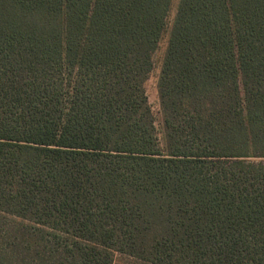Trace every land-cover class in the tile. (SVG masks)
<instances>
[{
    "label": "trees",
    "instance_id": "trees-1",
    "mask_svg": "<svg viewBox=\"0 0 264 264\" xmlns=\"http://www.w3.org/2000/svg\"><path fill=\"white\" fill-rule=\"evenodd\" d=\"M0 0V264H264V0Z\"/></svg>",
    "mask_w": 264,
    "mask_h": 264
},
{
    "label": "rangeland",
    "instance_id": "rangeland-1",
    "mask_svg": "<svg viewBox=\"0 0 264 264\" xmlns=\"http://www.w3.org/2000/svg\"><path fill=\"white\" fill-rule=\"evenodd\" d=\"M179 1L180 0H172V4H171L169 16H168L167 28L163 34L161 43L159 45V49L154 55V69H153V72L150 78L145 84L149 102L152 106L153 113L156 119V125L160 133L162 130V113H161L160 99H159V93H158V81H159V76L161 72L164 54H165L166 47L168 44L170 29L173 25V22H174L176 13H177ZM115 264H148V263L144 262L143 260L132 257V256H128L125 254H118Z\"/></svg>",
    "mask_w": 264,
    "mask_h": 264
}]
</instances>
